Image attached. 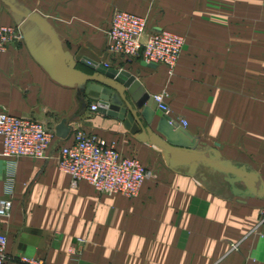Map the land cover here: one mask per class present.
I'll return each instance as SVG.
<instances>
[{
  "label": "crops",
  "instance_id": "crops-1",
  "mask_svg": "<svg viewBox=\"0 0 264 264\" xmlns=\"http://www.w3.org/2000/svg\"><path fill=\"white\" fill-rule=\"evenodd\" d=\"M115 10L145 17L148 32L184 37L171 75L161 63L126 62L107 51ZM32 16L53 29L76 69L56 55ZM0 24L18 25L24 35L0 53V112L54 131L65 120L70 128L65 138L54 135L45 158L0 155V198L12 202L10 215H0L3 264H22L20 256L45 264H264V200L232 195L221 175L203 167L194 175L172 168L175 157L141 131L91 111L80 88L82 73L91 70L79 62L86 57L127 70L151 96L166 89L171 117L264 181V0H0ZM160 116L156 111L150 125L156 135ZM75 130L114 143L152 172L136 197L100 193L86 181L70 185L57 159ZM77 239L83 243L73 255Z\"/></svg>",
  "mask_w": 264,
  "mask_h": 264
},
{
  "label": "built area",
  "instance_id": "built-area-1",
  "mask_svg": "<svg viewBox=\"0 0 264 264\" xmlns=\"http://www.w3.org/2000/svg\"><path fill=\"white\" fill-rule=\"evenodd\" d=\"M106 36L110 54L122 57L126 62L140 58L146 63H161L166 66L169 75L173 73L184 46L182 35L166 29L148 32L145 17L122 10L113 11ZM23 37L20 26L0 24V53L21 42ZM167 97L166 89L153 95L157 110L170 116ZM90 110L95 111L96 105L91 104ZM170 119L186 126L183 119ZM54 135L55 131L42 121L0 112L2 157L13 161L23 157L45 158ZM57 163L58 168L70 176L72 187L86 181L100 193H117L128 198L136 197L143 182L152 177L151 171L139 160L123 156L114 143L82 130H75L72 141L59 147ZM11 208V200L0 198L1 216H9ZM260 222H264V210L261 211ZM81 243L83 240L77 239L69 252L77 255ZM6 247L7 237L0 234V264L6 259ZM232 248L237 249V244H232ZM17 261L22 264H45L41 258L27 256H20Z\"/></svg>",
  "mask_w": 264,
  "mask_h": 264
},
{
  "label": "water",
  "instance_id": "water-1",
  "mask_svg": "<svg viewBox=\"0 0 264 264\" xmlns=\"http://www.w3.org/2000/svg\"><path fill=\"white\" fill-rule=\"evenodd\" d=\"M31 18L49 35L61 61L68 68L76 69L77 61L63 51L59 39L46 21L39 16ZM79 62L91 70L82 73L84 78L80 88L91 104L96 105L95 111L122 121L132 133L141 131L147 143L175 157L172 168H183L194 175L198 167H203L209 173L221 175L232 195L242 199L256 197L264 200V181L258 171L246 163L221 157L218 149L222 147L219 143L206 147L165 114H161L156 122L158 135L153 133L150 125L157 111V102L127 70L109 68L86 57ZM69 131L65 120L55 127V134L60 138L67 137Z\"/></svg>",
  "mask_w": 264,
  "mask_h": 264
},
{
  "label": "bare ground",
  "instance_id": "bare-ground-1",
  "mask_svg": "<svg viewBox=\"0 0 264 264\" xmlns=\"http://www.w3.org/2000/svg\"><path fill=\"white\" fill-rule=\"evenodd\" d=\"M158 111V110H157ZM162 114V113H161ZM168 116V115H167ZM169 118H171L170 116H168ZM173 121H175V120H173ZM179 123V122H178ZM182 126V125H181Z\"/></svg>",
  "mask_w": 264,
  "mask_h": 264
},
{
  "label": "rangeland",
  "instance_id": "rangeland-1",
  "mask_svg": "<svg viewBox=\"0 0 264 264\" xmlns=\"http://www.w3.org/2000/svg\"><path fill=\"white\" fill-rule=\"evenodd\" d=\"M152 173V172H151Z\"/></svg>",
  "mask_w": 264,
  "mask_h": 264
}]
</instances>
